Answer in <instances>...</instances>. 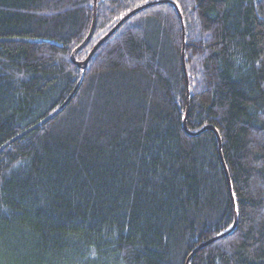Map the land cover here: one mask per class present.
I'll use <instances>...</instances> for the list:
<instances>
[{"label":"trees","instance_id":"trees-1","mask_svg":"<svg viewBox=\"0 0 264 264\" xmlns=\"http://www.w3.org/2000/svg\"><path fill=\"white\" fill-rule=\"evenodd\" d=\"M158 1L97 0L77 61ZM168 1L81 70L93 0H0V148L63 106L0 153V264H186L235 220L189 264H264V0Z\"/></svg>","mask_w":264,"mask_h":264},{"label":"water","instance_id":"water-1","mask_svg":"<svg viewBox=\"0 0 264 264\" xmlns=\"http://www.w3.org/2000/svg\"><path fill=\"white\" fill-rule=\"evenodd\" d=\"M166 3H171L172 5L175 6L176 10L178 11V8L177 6L168 1V0H162V1H158V2H153V3H149V4H146V5H143L139 8H136L135 10L129 12L126 16H124L111 30L110 32H108L107 35H105L93 48L92 50L90 51V53L88 54L87 58L84 60V61H77L76 59V54L78 53V51H80L81 49L85 48L86 45L90 42V39L92 38L93 34H94V31H95V27H96V21H97V0H93V17H92V24H91V27H90V30H89V33H88V36L86 37V39L72 52L71 54V62L73 65L77 66L79 69L81 70H84L90 59L92 58V56L94 55V53L99 49V47L107 40L109 39L114 33L115 31L125 22L127 21L129 18L133 17L135 14L145 10V9H148L154 5H158V4H166ZM179 18L181 20V23H182V16L181 14H179ZM185 30H184V26L182 24V42H183V45H182V53H181V60H182V67H183V71H184V75H185V82H186V90H187V100H188V96H189V79H188V75H187V71H186V65H185ZM2 42H27V40H24V39H0V43ZM63 108L60 107L58 110H56L54 113H52L51 115H49L47 118H45L40 124H44L45 122L51 120L55 115H57L61 109ZM187 114H188V108H187V111H186V116L184 118V122H183V129L184 131L186 132V134L190 135V136H194V135H198L200 134L201 132H203L204 130H210V131H213L215 132L216 136H217V139H218V142H219V148L221 149V140H220V137L218 135V133L212 128V127H205L203 128L202 130H200L199 132H196V133H191L188 131L187 129V126H186V119H187ZM40 124L36 125V126H33L31 127L30 129H28L27 131L23 132L21 135L17 136L16 138L12 139L11 141H9L7 144H5L3 147L0 148V153L8 146L10 145L12 142H14L15 140H17L18 138L24 136L25 134L33 131L34 129H36ZM226 175H227V180H228V186H229V191H230V195L232 196V193H231V186H230V181H229V177H228V173L226 171ZM236 223L237 221L235 220L234 221V225L232 226V228L216 237H214L213 239L201 244L200 246H198V248H196L192 254H190L186 260V264H189L192 256L198 252L200 249L204 248L205 246L215 242V241H218L226 236H228L236 227Z\"/></svg>","mask_w":264,"mask_h":264}]
</instances>
